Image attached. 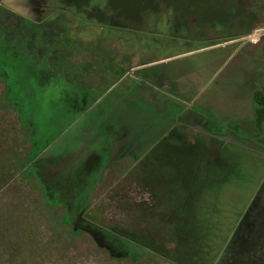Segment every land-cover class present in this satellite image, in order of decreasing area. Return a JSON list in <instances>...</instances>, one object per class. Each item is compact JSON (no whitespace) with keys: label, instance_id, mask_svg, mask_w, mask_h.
<instances>
[{"label":"rangeland","instance_id":"1","mask_svg":"<svg viewBox=\"0 0 264 264\" xmlns=\"http://www.w3.org/2000/svg\"><path fill=\"white\" fill-rule=\"evenodd\" d=\"M72 1L0 0V264H264V0Z\"/></svg>","mask_w":264,"mask_h":264},{"label":"trees","instance_id":"2","mask_svg":"<svg viewBox=\"0 0 264 264\" xmlns=\"http://www.w3.org/2000/svg\"><path fill=\"white\" fill-rule=\"evenodd\" d=\"M81 1V3H80ZM90 0H74L72 2H68V5L70 6H74L75 8H79L86 6V4L89 3ZM6 92V89H5ZM252 98H253V102L255 104L254 107V121L256 126L262 130V126H264V91L260 90V89H255L252 92ZM12 104V103H11ZM14 106V104H12ZM20 118V116H19ZM21 120V119H20ZM22 122V121H21ZM23 124V123H22ZM32 143V142H31ZM29 158V157H28ZM27 161V160H26ZM88 216L90 217V213H89V206L86 207L85 211L83 212V216ZM85 218V217H83ZM86 219V218H85ZM87 220V219H86ZM89 221V220H88ZM90 223H93L99 227H102L103 229L109 231V232H114V228H112V226H108L107 223L103 222V221H97L95 219H91L90 218ZM118 236H120L121 238L124 239V237L120 234H118ZM127 238V237H126ZM128 239V238H127Z\"/></svg>","mask_w":264,"mask_h":264},{"label":"crops","instance_id":"3","mask_svg":"<svg viewBox=\"0 0 264 264\" xmlns=\"http://www.w3.org/2000/svg\"><path fill=\"white\" fill-rule=\"evenodd\" d=\"M102 97H103V95L101 96H98V97H96V98H94V100L92 101V109H91V107L89 108V109H91V113L90 114H92L93 113V111L95 110V106L97 105V103H98V100L100 99V100H102ZM78 98L79 99H77L76 100V105L74 106L75 108H73V110H74V115H75V118L72 120L73 122L76 120V117H79L80 116V112H79V110H77L76 108L78 107V105H81V100H83L82 98H81V93H79L78 94ZM93 115H94V119H98V117H97V115H98V113L96 112V114L95 113H93ZM85 117V116H84ZM88 118H92V117H88ZM92 127H93V125H92ZM77 131L78 132H82L81 130H80V121H79V123H77ZM78 132H76V133H78ZM76 135V137L75 138H73V137H71L70 139L72 140V141H75V142H78V141H80L81 140V137H79L77 134H75ZM79 138H78V137ZM68 140V139H67ZM70 148H71V146H70ZM70 148H66L65 146H63V150H64V153H68L69 154V157L70 158H74V161H79V160H83L84 159V157H83V155H82V152H79L82 148H80V146L78 145L77 147L75 146L74 148L75 149H70ZM61 149H62V147H61ZM76 150V151H75ZM75 151V152H74ZM86 173V172H85ZM88 173V172H87Z\"/></svg>","mask_w":264,"mask_h":264},{"label":"flooded vegetation","instance_id":"4","mask_svg":"<svg viewBox=\"0 0 264 264\" xmlns=\"http://www.w3.org/2000/svg\"><path fill=\"white\" fill-rule=\"evenodd\" d=\"M0 79L3 80L4 78L0 75ZM87 86H88V85H87ZM89 88H92V87L90 86ZM91 90H92V89H91ZM83 100H84V99H83ZM83 100H81L82 103H83ZM14 106H15V105H14ZM78 106H79V105H78ZM89 107H91V106H89ZM89 107H88V108H89ZM96 112H97V111H96ZM96 112L93 111V113H95V114H96ZM93 116H94V115H93ZM84 184H85V179H84ZM82 190H83V189H82ZM82 190H80V192H79V194L81 193V194H80V199H81V195L83 194V193L81 192ZM76 194H77V193H76ZM79 194H78V196H79ZM78 196H76V197L73 198V199H74L73 202H75V199H77ZM78 201H79V199H78ZM85 209H86V207H85ZM85 209H84V211H85ZM84 211H83V212H84ZM81 217L83 218V213H82Z\"/></svg>","mask_w":264,"mask_h":264}]
</instances>
